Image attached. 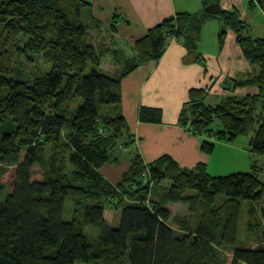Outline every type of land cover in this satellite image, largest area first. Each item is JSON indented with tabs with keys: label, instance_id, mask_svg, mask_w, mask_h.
<instances>
[{
	"label": "trees",
	"instance_id": "1",
	"mask_svg": "<svg viewBox=\"0 0 264 264\" xmlns=\"http://www.w3.org/2000/svg\"><path fill=\"white\" fill-rule=\"evenodd\" d=\"M200 3V13L176 14L134 41L132 58L113 52L114 77L94 69L109 52L88 43L89 0H0V264H228L229 256L231 264H264V232L263 244L239 240L244 210L251 236L264 222V173L216 177L203 164L187 169L166 155L146 163L138 152L116 184L101 172L119 162L114 151L128 130L121 80L159 61L172 38L194 50L213 19L222 24L219 48L231 34L253 70L227 78L216 106L204 103L211 89L191 91L178 124L201 137L218 122L215 138L227 143L252 134L249 151L264 157V39L246 36L247 23L221 0ZM109 23L112 35L129 24L117 13ZM238 88L251 91L241 97ZM139 122L160 124L162 112L141 107ZM200 150L215 151L203 140ZM8 175L11 186L2 181ZM169 204L188 214L171 218ZM107 209L119 211L117 227L105 221Z\"/></svg>",
	"mask_w": 264,
	"mask_h": 264
},
{
	"label": "crops",
	"instance_id": "2",
	"mask_svg": "<svg viewBox=\"0 0 264 264\" xmlns=\"http://www.w3.org/2000/svg\"><path fill=\"white\" fill-rule=\"evenodd\" d=\"M89 1L93 3L92 15L96 18L103 17L108 22L113 13H117L130 21L129 26L119 25L115 35L119 44L122 43L118 50H123L121 54L126 59L133 57L131 51L134 41L145 36L151 27L179 13L198 14L202 10L200 0ZM222 8H237L241 10V15L247 12L252 24L260 20L256 17L258 14L249 12L244 0H224ZM214 21L217 20L204 24L194 50L187 48V40L169 42L159 61L140 65L121 81L122 113L129 131L137 139L135 147H139V154L146 163L167 155L180 167L192 168L204 164L207 169L209 157L213 154H204L199 146L201 141L177 125L180 111L191 91L209 88L215 83L210 92L224 95L221 86L227 78H242L253 70L232 35L223 49L219 48L218 34L222 24L219 21L212 24ZM211 33L212 38L217 40V48L209 51L204 43L205 36ZM103 61H107L106 58ZM111 64L119 70L120 64ZM250 91L247 88L241 93ZM141 107L160 110L162 123H139ZM216 161L215 158V164Z\"/></svg>",
	"mask_w": 264,
	"mask_h": 264
},
{
	"label": "rangeland",
	"instance_id": "3",
	"mask_svg": "<svg viewBox=\"0 0 264 264\" xmlns=\"http://www.w3.org/2000/svg\"><path fill=\"white\" fill-rule=\"evenodd\" d=\"M223 1L224 0H221V7L223 5ZM244 4H246L248 6L249 12L252 11L255 14H258L256 17H258V19L260 18V20H257L256 23L252 24L251 23L252 19H250L248 17L247 12L244 13L243 18H242V15H241L242 13L240 12L241 10H239L237 8H231V9L229 8V9H225V11H235L236 10L240 13L241 19L247 23L246 36H249L252 39H257V38L264 39V25H261L262 23H264V11L262 10L260 5L258 4L257 0H244ZM89 5H90L89 9L87 8L82 12V14L89 13L88 18H86L85 16H83V18H82V21L86 25H88V27L90 26V29L87 30L88 37H89L88 43H90L92 46H94L96 50L105 48V50H108L109 54H107L104 58L101 59L100 66L98 68H94V67L89 65L87 67V72H90L94 68L100 72L106 73V74L114 76V77H118L119 76V73H118L119 70L117 71L116 66L111 64L114 62L112 59V53L115 51H118V53H123L122 52L123 50H120V51L118 50V48H121L120 44H122V43L120 42V44H119L118 39L115 36L117 33L113 34V35L110 33V27H108V25L110 24L109 21L111 22L112 18L111 19L109 18V21L107 22V20L103 17L102 18L94 17L92 15L93 3H91L89 1ZM201 9H202V7H201ZM261 19H263V20H261ZM125 20H127V19H125ZM90 21H92L94 23H98V24H100V26L95 27L94 24L91 23ZM127 21L130 22L129 20H127ZM207 21H211V20H206V22ZM217 22H218V20L216 22L214 21L212 24H217ZM160 24H158V25H160ZM158 25L151 27L149 30L155 28ZM128 26H129V24H128ZM203 26H202V28H203ZM202 28H201V30H202ZM200 33H201V31H200ZM243 35L245 36V32ZM192 38L194 40L196 39L195 36H193ZM170 40L171 41H169V42L178 41L179 43H181V42H185L186 39H184L183 37H180V38L175 37V38H172ZM198 41H197V44H198ZM204 45H206V47L209 51H212L213 49L216 50L217 40H216V38H214V39L212 38V33L210 36H208V35L205 36ZM131 54L133 55L132 51H131ZM105 58L108 62L103 61ZM21 61L24 62V59L22 58ZM37 61L38 62H36V63H38V65H40V70L43 72L44 71L47 72L49 66L46 63H44L41 58H38ZM109 62H111V63H109ZM11 78H13V77H11ZM214 86H215V83H213L211 85V87H209L207 89L210 90ZM226 86L228 87V85H226ZM223 87H225V86L222 84V86H221L222 93L226 94L227 91L226 92L223 91ZM242 90H244V89H242V88H238L236 90L234 89V91H238L240 93L239 96H241V97L245 96V93L244 94L241 93ZM120 91H121V84H120ZM235 94H236V92H235ZM226 95H228V94H226ZM225 96L220 95V94H215L214 92H209L205 97L204 103L207 106H216L224 99ZM78 103L82 104V103H80V101ZM121 115H122V118L124 119V121L126 122V120L123 116V113H122V109H121ZM141 124H145V123H141ZM149 125H153V124H149ZM177 125L180 128H182L181 125H179L178 123H177ZM126 126L128 129L127 133L123 137V139L121 140L120 145L114 151V157H117L119 162H117L111 166L108 165L104 169H102V171H101L102 174L104 175V177L106 178V180L111 182L112 184H116L119 181L121 174L128 170V168L130 166V160L135 155L140 153L138 151L139 147H137V148L135 147V144L137 143V139L129 131V127H128L127 123H126ZM257 127H258V124H256L254 126V129H256ZM220 129H221L220 124L218 122H214L211 125L210 131L207 134L202 135L201 137L194 136L191 133H189L183 129L185 132L189 133L191 136H193L195 138H198L200 141L203 140V141L208 142V143H213L214 149H216V150L212 153L213 155L212 154H206L207 156L212 155L209 157V162L207 165L206 172L208 174H210L212 176H216V177L217 176H227V175L236 174V173H252V172H254L255 175H257L258 177L261 178L263 175L262 173H264V171H262V169L264 168V157L254 155L249 151V140H250V137L252 136V134L249 136H246V137H238L232 143H227L225 141H220V140H217L215 138L216 131H218ZM131 140H132V144H127V145L124 144V143H129ZM161 157H159V158H161ZM215 158L217 160L216 164H215ZM154 161H156V160H154ZM154 161H152V162H154ZM152 162H150V163H152ZM192 168H194V167H192ZM192 168H187V169H192ZM32 173H33V176L31 179L32 182H38L41 180V173H40L38 166L33 167ZM2 181L11 186L12 182H11V176L10 175L4 177L2 179ZM166 208L169 210L171 218L185 217L188 214L187 207L184 205H181V204H169L168 206H166ZM104 215H105V221L108 222V224L111 227H117L118 224L120 223L119 211L107 209V210H105ZM257 217H258V215H257ZM239 221H240L239 222V232H240L239 240H240L241 244L247 245V247H252V246L259 245V244H263L261 238H259L260 235L261 236L263 235L262 232H264V222L262 220L258 221L260 227L259 226L257 227L258 228L257 233H254V235L252 234V236H251V233L249 231H247V230H249L247 227L248 216H247V212H245V210H244V212H242ZM255 222H257V221H255ZM170 226L173 229L177 230L175 228V225L173 226L172 223H170ZM90 233L93 234L94 232L92 230L88 229L87 234H90ZM227 262H228V264H231V256H229Z\"/></svg>",
	"mask_w": 264,
	"mask_h": 264
}]
</instances>
